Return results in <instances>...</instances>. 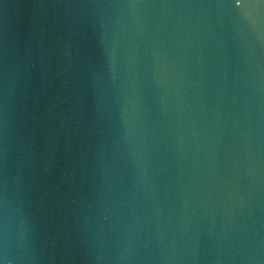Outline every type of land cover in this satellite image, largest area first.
<instances>
[{
    "label": "water",
    "instance_id": "95a60500",
    "mask_svg": "<svg viewBox=\"0 0 264 264\" xmlns=\"http://www.w3.org/2000/svg\"><path fill=\"white\" fill-rule=\"evenodd\" d=\"M0 264H264V0H0Z\"/></svg>",
    "mask_w": 264,
    "mask_h": 264
}]
</instances>
